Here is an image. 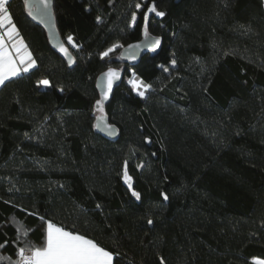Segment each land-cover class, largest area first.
<instances>
[{
    "label": "trees",
    "instance_id": "trees-1",
    "mask_svg": "<svg viewBox=\"0 0 264 264\" xmlns=\"http://www.w3.org/2000/svg\"><path fill=\"white\" fill-rule=\"evenodd\" d=\"M136 2L53 0L69 68L31 20L30 0H9L36 67L0 86V264L24 246L10 217L21 240L43 245L45 225L28 212L92 239L114 264L264 259L263 0H157L165 16L151 17L148 36L162 47L132 64L119 54L144 38L142 16L128 26ZM109 68L124 78L101 112L95 84ZM131 75L150 85L145 98ZM101 116L116 139L96 131ZM126 160L139 201L123 181Z\"/></svg>",
    "mask_w": 264,
    "mask_h": 264
},
{
    "label": "snow or ice",
    "instance_id": "snow-or-ice-1",
    "mask_svg": "<svg viewBox=\"0 0 264 264\" xmlns=\"http://www.w3.org/2000/svg\"><path fill=\"white\" fill-rule=\"evenodd\" d=\"M37 3L47 11L50 7V0H37ZM9 0H0V86H5V82L12 78L20 76L22 73H28L30 69L36 67V61L33 59L32 54L28 51L23 39L20 37V32L14 22L13 15L9 9ZM25 5L28 6V0H25ZM135 10L131 13V20L128 24L130 28L139 26V17L143 19V35L145 41H148V27L151 17H164L165 13L158 10L157 0H137L135 3ZM87 10V9H86ZM30 16L32 12L28 13ZM35 18V16H33ZM96 22L102 23L101 17L97 16ZM67 41L72 47H77L73 42V37L69 35ZM154 43L158 46L159 41ZM150 50H154L151 44L146 43ZM121 47L119 44H114L106 51L100 54L101 59L108 57L110 53L115 51L116 48ZM140 47V45L129 46ZM59 50L68 57L67 49L61 44ZM71 60L70 57H68ZM175 61L172 64L175 65ZM165 72L168 68L163 69ZM106 83L101 95V98L96 100L95 108L103 111L104 101L108 99V94L112 90L113 81L119 79V73L112 68H109L104 73ZM132 90L140 97L145 98V93L149 90L150 85L145 84L143 81L133 78L130 82ZM37 86H43L45 89L51 87L48 79H42L37 82ZM63 91V89H60ZM150 142V141H145ZM142 167V165H141ZM123 181L128 186L131 196L135 200H141V194L134 190L132 185V178L128 174V161L124 162ZM163 200H168L166 192L160 193ZM99 207V205H98ZM21 211H25L21 209ZM28 215H37L38 218L44 223V242L42 246H35L30 241L21 240V228L17 226L20 222H16L14 217H10L13 226L17 227V240L14 243H23V247H18L16 255L18 260L14 264H114V254L103 247L98 246L92 239L85 238L81 234H73L66 231L63 227L57 226L54 222L45 220L44 216H40L35 212H28ZM148 225L153 224L152 219H148ZM24 236L28 232L23 233ZM8 245L5 240L0 243V249H4ZM118 255V254H116ZM0 259L8 260V257H0ZM9 264H13L9 260ZM116 264H119L116 261ZM160 264H165L161 259ZM252 264H264V259L253 258Z\"/></svg>",
    "mask_w": 264,
    "mask_h": 264
},
{
    "label": "water",
    "instance_id": "water-1",
    "mask_svg": "<svg viewBox=\"0 0 264 264\" xmlns=\"http://www.w3.org/2000/svg\"><path fill=\"white\" fill-rule=\"evenodd\" d=\"M30 3H31L30 12L33 13V15L30 16L31 20L33 21V23L35 25L42 28L43 31L45 32L49 47L66 63V65L69 68H72V66L74 65L73 57H72L70 51L68 50V48L66 47V45L61 40V38L58 34V31H57V28H56L54 14H53V0H50V7L47 11H45L37 3V0H30ZM33 16H35V18H33ZM156 40L159 41L158 46L154 43V41H156ZM146 43L151 44L152 48L154 50H150L146 46ZM61 44L67 49L68 57H70L71 60H69L68 57H66L59 50V46ZM130 45L131 46L140 45V47L130 48L129 47ZM161 47H162V41H161L160 37L148 36L147 42L145 41V37H144L140 41L129 44L126 47L122 48L119 56L123 61L130 62V63L134 64V63H137L146 54L159 51L161 49ZM114 70L119 73V79L113 81L112 90L108 94V99L106 101H104V103H106L110 100L114 89L121 84V82L123 81V78H124V74L121 70H118V69H114ZM107 71L108 70L104 71L96 79L95 86H96V90H97L100 98H101V95H102V92L104 89V85L106 83V78L104 76V73H106ZM95 129L99 134H101L103 137H105L107 139H110V140L116 139L114 137L115 136V129L108 124V122L104 116L98 117L95 120Z\"/></svg>",
    "mask_w": 264,
    "mask_h": 264
},
{
    "label": "rangeland",
    "instance_id": "rangeland-1",
    "mask_svg": "<svg viewBox=\"0 0 264 264\" xmlns=\"http://www.w3.org/2000/svg\"><path fill=\"white\" fill-rule=\"evenodd\" d=\"M164 37H165V45H167V44L169 43V41H168V35H164ZM133 78H134V76L131 75L130 78H129V80H128V85H130L129 82H130ZM134 94H136V93L134 92ZM136 95H137V94H136Z\"/></svg>",
    "mask_w": 264,
    "mask_h": 264
},
{
    "label": "crops",
    "instance_id": "crops-1",
    "mask_svg": "<svg viewBox=\"0 0 264 264\" xmlns=\"http://www.w3.org/2000/svg\"><path fill=\"white\" fill-rule=\"evenodd\" d=\"M263 6H264V0H263ZM34 68H35V67H34ZM32 69H33V68H32ZM32 69H30V70H32ZM22 74H25V73H22ZM22 74H21V75H22Z\"/></svg>",
    "mask_w": 264,
    "mask_h": 264
}]
</instances>
